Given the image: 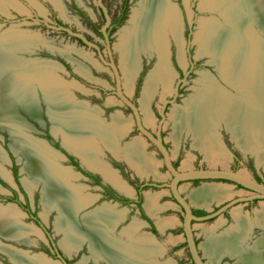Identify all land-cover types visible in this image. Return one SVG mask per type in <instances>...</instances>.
I'll return each instance as SVG.
<instances>
[{
    "label": "bare ground",
    "instance_id": "obj_1",
    "mask_svg": "<svg viewBox=\"0 0 264 264\" xmlns=\"http://www.w3.org/2000/svg\"><path fill=\"white\" fill-rule=\"evenodd\" d=\"M227 2L237 3L223 11V16L236 31L235 34L234 31L229 33L220 29L222 24L218 25V21L208 22L203 23L205 33L200 34L197 39L200 41V53L214 56L221 76L239 95L228 93L212 78L203 76L200 87L195 88L196 94L188 98L184 106L174 108L169 115L173 127L172 138L176 143L184 133L189 134L194 138L195 147L214 164H211L213 167L221 164L226 168L230 158L217 137L218 129L224 123L236 144L245 152L257 153L259 164L264 165V150L259 152L260 148H264V56L258 52L260 48L255 41L261 47L264 45L254 34V27L250 22L252 20H249L254 14L255 24L264 33V0H206L204 5L211 11H216ZM250 10L253 12L251 15ZM182 31L180 13L170 0H139L130 26L120 32L119 42L115 45V50L120 54V67L127 93H132L134 89L143 56L151 59L154 56L157 59L140 100L145 122L148 124H152L154 120L149 106L158 88L162 89L164 97L172 92L175 76L170 65L171 37L179 48V62L185 64ZM6 36L0 43V123L12 132L15 150H21L26 156V171L34 179L26 183V188L31 192L40 182L43 184L46 215L54 206L58 207L60 216L57 219V230L64 234L61 247L71 253L72 250H78L85 240H89L91 257L105 259L109 264H159L153 258L163 255L165 246L149 233L136 238L135 232L142 225L141 222H132L123 232L128 237L125 243L111 235L109 230L114 228L122 216L118 211L106 208L86 215L83 218L85 228L80 227L77 212L89 205L91 200L82 195L80 187L71 186L73 174L57 166V154L54 151L46 144L24 135L21 128L26 123L21 120L18 109L22 108L35 119L39 118L37 87H40L49 106L54 132L61 130L66 146L83 157L87 166L102 173L108 182L126 194L132 195L129 185L99 158L97 137L117 157L124 156L125 161L139 175L160 178L157 173L158 162L145 151V142L138 139L125 148L120 147V138L128 134L131 127L127 120L121 115H114L113 122L106 125L100 119L98 111L72 104L69 94H65L68 92L67 86L54 77L56 63L32 62L33 64L25 65L14 56L15 50L24 45L35 44L37 36L32 38L21 32ZM51 45L49 47L55 51V46L52 45V48ZM74 51L77 52L74 48L58 49L67 58ZM77 70L89 77L85 66L77 64ZM189 168L188 161L181 170H190ZM1 172L3 177L9 178L7 173L3 170ZM241 172L250 177L246 171ZM238 193L249 195L244 191ZM238 193L231 186L204 183L201 188L191 191L189 198L194 206H207L212 202L226 201ZM259 203L262 205L255 211L254 220L244 215L241 209L235 208V222L230 228L217 235L215 230L221 227L220 222L207 230V241L201 247L211 264H218L225 255L237 259L235 264H264V238L253 242V246L247 245L255 221V225L264 227V201ZM145 208L150 215L156 216L162 209L158 205V196L147 194ZM20 214L14 205L4 208L0 206V236L25 241L17 220ZM157 223L164 230L175 222L171 218H158ZM29 231L37 233L33 229ZM0 250H3L1 243ZM8 253L16 264H56L42 255L30 257L13 250ZM84 263L83 261L82 264Z\"/></svg>",
    "mask_w": 264,
    "mask_h": 264
},
{
    "label": "rangeland",
    "instance_id": "obj_2",
    "mask_svg": "<svg viewBox=\"0 0 264 264\" xmlns=\"http://www.w3.org/2000/svg\"><path fill=\"white\" fill-rule=\"evenodd\" d=\"M205 1L206 0H170L172 5H174L178 10V12L180 13L181 25L183 28L182 40L184 41L185 64L182 65L179 62L178 59L179 48L173 37H171L170 65L172 67L175 76L172 85V92L171 95H167L166 97H164L162 89L158 88L159 92L157 91L152 98L153 100L151 99L149 111L154 119L152 120L153 121L152 124H148L145 122V114L142 111L140 100L142 98V92L144 90L147 78L156 67L157 64L156 57L153 56L151 59L150 57L143 56L141 60L142 65L140 64L141 70L139 71L138 77L135 80L134 89L132 93H127L126 88L124 86L125 93L130 97V99H132V101H134V103L138 104V107H140L142 113V119L146 124L148 130L153 131L154 133L158 132L159 122L161 120L160 113H161V108L163 106V101L164 100L174 101L173 103L167 104V109L165 111L166 119L162 125V136L166 141L167 148L171 152L173 163L177 168L180 169H182L183 165H185V163L188 161L190 163L189 169H193V168L206 169L213 167L214 164L210 163L208 158H206V156L204 155V153L195 147L194 138L189 134L184 133L179 139V141L175 143V141L172 138V134H173V127L171 123L172 121L170 120L169 117L172 110L176 107L184 106L185 101L188 98H190L192 95L196 94L195 88L200 87V80L205 75L212 78V80H214L220 88L227 91L228 93H231L232 95H239V92L235 88H233L229 83H227L221 76L217 63L216 61H214L216 60L214 56L210 54L200 53L201 50L200 41H198L197 39L200 34L205 33L203 28V23H208V22H215V23L219 22L220 24L218 23V25L222 24L220 29L226 30L229 33L230 31L231 32L234 31L235 34L236 31L233 28H231L232 27L231 25L230 26L229 24L227 25L226 18L223 16L224 17L223 19L221 13L225 10V8L232 6V4L236 5L237 3L227 2L223 8L218 9V12H216L215 10L211 11L212 9L205 7L204 5ZM102 4L107 9V12L111 20L110 47L112 49V58L116 66H118L121 70L120 54L115 50V45L119 42L120 32L130 26V20L132 18L133 12L138 7L139 0H102ZM8 9L11 14L10 16L0 13V43L2 42V39L5 40V38H7L6 35L10 36V34L14 32L15 33L21 32L24 35L28 34V36H31L32 38L34 36H37L36 42H34L35 44L24 45L26 48L22 46L24 48L21 47L20 49L15 50L17 52L14 51L13 53L14 56H16V58H19L22 62H24L25 65L31 64L32 62L33 63L34 62L43 63L45 61L56 62L57 64L55 70H53L54 77L59 78L60 82H62L64 85L67 86L66 89L68 90V92L66 91L65 94H69L72 104L83 106L88 110L92 109L88 106V104L80 103L76 101L77 100L76 98H78L81 100V102L83 101L93 102L89 98V96H85L84 98L81 96H79L80 98L78 97L79 93L82 95V92L78 91L80 90V87L78 88V86L76 85L78 83L83 86H87V88L96 95L99 94L96 93V89H95V85L97 83L101 85H106V84L110 85L111 91H114L113 71L109 66L103 63V61L99 57L98 52L94 48H91L83 44L78 38L70 36L65 31H58V30L56 31L48 26V25L55 26V23L57 22L64 23V25L70 28L74 33L82 34L88 41L97 44L101 48V54L103 58L107 62H110L108 47L106 45L105 40L101 36V30L106 22V19L103 10L98 3V0H0V12H7L6 10ZM249 14L251 15L253 14V12L250 10ZM249 20L254 21V22L250 21L252 26L254 27L253 29L254 34L256 35V37H258L259 41L262 42L264 45V33L255 24L256 19L254 18V14L250 16ZM255 43L260 48L258 52H261L262 55L264 56V46L261 47V45L258 44L259 43L258 41H255ZM51 44L55 46V51L49 47V45ZM52 48L54 47L52 46ZM57 48L60 50L74 48V50H77V52H79V53L75 51L72 52L71 57L68 58L66 57V59L70 61V64H68L69 68L76 70L85 79L86 82L81 77L73 76L72 75L73 73H70L71 75H69L66 72V70L65 71L62 70V68L58 66L60 64L63 65L58 55L54 57L51 56V54H47L45 52V50H49L52 53L60 54ZM60 55L65 57L62 54ZM48 63L51 64V62ZM77 64H81L88 69L89 77L83 76V74H81L79 70H77ZM120 73L124 85L122 70ZM93 76H95V78L99 80H102V82L100 81L99 83V80L98 81L92 80ZM89 83L92 86H90ZM176 91H178V95L176 94ZM108 98H109L108 104L110 105L111 104L116 105L117 103H120V100L118 98L117 100L116 96L113 93H110L108 95ZM46 103L47 101L45 99V94L43 90L40 87L39 88L37 87V105L38 108L39 106H41L42 111H40L39 109V118L35 119L30 113H27L22 108H19L18 112L21 116V120L26 123V126L21 128V131L28 138L46 144V146H47V142H46L47 135L51 133L54 139L59 140L63 148L67 149L70 152L72 151L75 152L74 150L66 146L63 133L61 130H59L57 133L54 132L53 122L51 120L50 115L48 116L47 114V109L49 108V106ZM93 104L94 106H97L96 103L93 102ZM91 111H95V112L98 111L100 119L104 122V124L107 125L113 122L112 119L114 115L115 116L121 115L125 120H127L131 124V127L129 129L128 134L124 136V140H121L120 138L119 140L120 147L125 148L127 145L133 143V141L134 142L137 141L138 139L144 141L145 144L147 145L145 151L149 153L154 159H156V162H158L157 173L160 175V178H156L155 176L153 177V175L143 177L139 175V173L136 170L138 174L137 175L136 172L131 171V169L125 164L124 156L117 157L115 154L111 153L115 157L113 158L107 152L109 148H107L108 150L106 151L105 148L106 146L102 144L99 137H97V141L99 142V149L97 152L99 154V158L102 161H104V163L105 161H107L110 164H113L115 166L114 167L115 169H122L123 172L125 171L124 172L125 180H129L130 182L132 181L139 185L141 183H145L147 181H152V180L163 184H167L171 182V177L169 176V172L167 171V168L164 165L160 151L150 141H147L146 138L137 130L132 113L130 109L127 108L126 105L113 107V109L110 110L111 111L110 114H112L111 115L112 118L108 123L103 120L101 116L102 112L101 110H99V108H94ZM0 125L2 126L0 127V153L2 154V156L0 157V169H1L0 177L7 183L13 185V187L17 188L16 184L13 182V178L15 175L14 173L15 171H17V173L19 174L18 175L19 180L21 181L25 190L29 193V196L31 197L33 209H35L41 217L43 215V217L46 218V216L49 213L46 215V210L44 208L43 185L40 182L37 185L39 188L37 187L35 191L33 189L31 192L26 188V183L29 181L32 182L34 180L33 177L30 176L26 171V156L21 150L19 152L15 150L13 145L14 141L12 137V132L10 131V129H8L2 123H0ZM218 131L219 134L217 137L219 138L225 153L230 158L225 167L227 169H231L234 171H246L250 175V177L254 179L261 178L262 180H264V165L259 164L257 153L243 151L233 140L232 133L224 123L219 127ZM102 148H104L105 150L103 151ZM11 149H13L15 153ZM263 150L264 148L263 149L260 148L259 152ZM55 159L57 166H59L62 169L63 167L68 168L70 166L67 165V162L63 161L62 157L59 156L58 154ZM221 166L223 167V165L221 164H216L215 167L220 168ZM2 170L3 172L7 173L9 179L3 177V174L1 172ZM10 175L12 177H10ZM102 176L104 177L103 174ZM119 177L121 180L127 183V181L122 179L120 175ZM73 178H77V176L73 175L71 179ZM71 179H70V184L72 186ZM104 180L107 183L114 186L112 183L108 182L105 179V177ZM204 183L224 184L227 186H231L236 193L244 191L243 189L238 188L236 185L232 183L200 181V182L183 183L181 186L183 195L188 200H190L189 198L190 192L194 191V189L201 188L202 186H204ZM76 185L78 187L84 186L80 184V182L78 181L76 182ZM85 185L88 186L89 184H85ZM129 187L132 190L131 191L132 195L131 194L128 195L133 196L134 195L133 188L131 185H129ZM87 191L90 193L92 192V190L89 189ZM143 192L145 195L144 207L147 202V194L151 196H158V205L162 209L159 211V213L156 214V216L151 215L156 220L157 226H158L157 223L158 218H162V219L171 218L175 222L174 224H172V226L166 227V228H170L174 226L175 228L167 229L166 234L159 236L157 240L154 238L158 243L165 246V252L163 253V255L155 256L156 258L154 257L153 259H155L159 264H193L191 254L189 252L187 243L184 239L183 212L181 211L180 208L176 206L174 200L170 196L169 189L166 187L165 188L161 187L156 190L144 189ZM243 195L246 194L240 195L238 193L232 198L227 199L226 201L220 203H213L210 208L203 206H195V207H198L196 209L206 208L210 210V212H215L219 210V208L222 207L224 204L230 201H234L235 199ZM1 197L4 198L13 197L12 193H10L9 191L5 192L4 188L2 187L0 188V206L3 208L10 205L16 206L15 204L10 203V201L8 200L2 199ZM20 197L22 201L25 202V199L23 198L21 193H20ZM36 200L38 202V205L37 208L36 207L34 208V201ZM7 203L10 204L7 205ZM261 205L262 203H260L259 205V202L258 203L253 202L250 205L240 203L234 208H232L230 210V213L233 214L234 212L233 209H235L236 207H241L243 210L242 213L244 215H247L251 220H254L255 211L258 208H260ZM56 210H58V207ZM57 213L52 215L51 219L53 221L55 217L60 216ZM250 214L251 215L254 214V215L251 217ZM23 215L24 213L22 212L18 216L17 220L20 222V225H22L24 228L25 225H23L21 221L27 224H32V223L28 221L27 218H24ZM137 218L139 219L137 215H133L131 217L130 223L132 224V221L141 222L137 220ZM220 222H222L221 227L215 230V233L217 235L223 233L225 230L230 228L232 224H234L235 219L233 220L230 219L228 215L220 214L208 221H204L201 223H194L195 225L194 233L197 238V243L200 246V252L206 264H211V261L208 255H205V252L201 246L207 241L206 240L207 230L211 227H214ZM255 224L253 225L251 232L252 234H250V239L247 241V245L250 246H253V242H255L256 240L264 238V227H259ZM26 227L33 228L34 226H26ZM141 227L142 225L135 232L136 238L145 234L144 232H146V231L139 232ZM158 228L160 229L159 226ZM35 229L37 228L34 227V231H36ZM57 229L58 228L56 225V230ZM160 231L163 230L160 229ZM34 233L36 232H31V233L23 232V236L25 239V241L23 242L6 239L0 236V243L3 246L11 248L13 251H20L23 254L25 253V255H28L30 257L42 255L44 256L45 259L47 258L48 261H52L56 264H61L60 262L54 261L53 259H50L46 257L45 254H43L44 253L43 247H45V244L39 241L37 237L34 236ZM63 238H64V234L61 238L58 239L59 241L57 240V243L58 242L60 243ZM30 240L33 243L29 245L28 243H30ZM1 251L2 250H0V264H16L8 252H4L8 254L5 255L2 254ZM73 251L75 250H72L71 253ZM71 253L65 251V255L69 256L70 258H72ZM99 259H95L94 257H91V253L87 254L86 252H84L83 254H77L71 260H72V264H82L83 261L85 262L84 264H109L107 260L102 258L100 260ZM236 261L237 259H233L232 257L225 255L222 258H220L218 264H235Z\"/></svg>",
    "mask_w": 264,
    "mask_h": 264
},
{
    "label": "flooded vegetation",
    "instance_id": "obj_3",
    "mask_svg": "<svg viewBox=\"0 0 264 264\" xmlns=\"http://www.w3.org/2000/svg\"><path fill=\"white\" fill-rule=\"evenodd\" d=\"M55 26H57V27L64 26V27L68 28L67 26L64 25V23H60V22L55 23ZM108 32H109V34L111 33V28H109ZM101 36H102V33H101ZM103 39H104V37H103ZM45 52L47 54H51V56H54V57H56L58 55L59 59L63 63V65L60 64L58 66L60 68H62V70H64V71L66 70V72L69 75H71L70 73H73L72 74L73 76L81 77L85 81V79L81 75H78L75 73V70L69 68L68 64H70V61H68V59H66V57H63L60 54L54 55L49 50H45ZM45 62H53V61H45ZM53 63H56V62H53ZM100 81L102 82V80H99V83H100ZM104 84H105V82H104ZM78 85L83 86L79 83H78ZM85 85H87V84H85ZM89 85L92 86L90 83H89ZM84 87L86 88L85 90L89 91L87 86H84ZM110 87L111 86L107 85V84L101 85V84L97 83L95 85V89H96V93H99V94L96 95V94L91 92L92 94H91V96H89V98L94 103H96V105H97V106H94L93 102H89L90 103L89 107L92 109L99 108V110H101V112H102L101 116H102L103 120L107 123L112 118V116H111L112 114H110V112H111L110 110L113 109V107L117 106V104L116 105L108 104V102H109L108 101V99H109L108 95L110 93H113L115 95V93H114V91H116L115 80H113L114 91H111ZM78 91H80V90H78ZM79 96H81L83 98L85 97L84 95H81L80 93H79L78 97ZM110 97H112V96H110ZM76 99H77L76 101L83 103V102H81L80 99H78V98H76ZM121 140H124V137ZM46 142H47V146H49L53 151H55V153H57L59 156H61L62 160L67 162V165H70L68 168L63 167V169H68L70 172L73 173V175L77 176V178L71 179L72 186L78 187L76 185V182L77 181L80 182V184L84 185V186H79L83 189L82 195L87 196L91 200V203L89 205H87L86 207L84 206L85 208L83 207L82 209H79V211L77 212V221H78L81 228H83V229L85 228L84 224H83V218L86 215L95 214L103 208L112 209V210L119 211L122 213V216H121L119 222L114 226V228L112 230H109V232L111 233V235H113V237H115L116 240L123 241L124 243L128 241V237L126 235H124L123 232L130 226L131 217L133 215H137L139 217V219L137 218V220H139L143 223L139 232L146 231L144 233H150L151 236H153L156 240L159 236L165 235L167 229L175 228L173 226L170 228H166L164 231H160V229L158 228V226L156 224V220L145 210V207H144V203H145V195L143 192L144 189L156 190V189L161 188V185L163 183H158V182H155L154 180L148 181V184H146V182H145V183H141L140 185L136 184L132 181L130 182L129 180L124 179V172L125 171L123 172L122 169H115L114 168L115 166L113 164H110L109 162L105 161V163L111 169L115 170L121 176L122 179L127 181V183L132 186L133 191H134V195L130 196L128 194H125V193L119 191L118 189H116L111 184L107 183L104 180V177L102 176V174L98 171H95V170L89 168L80 155H78L77 153H75L73 151L70 152L67 149L63 148L61 146V143L59 142V140L54 139V137L51 135V133H49L47 135ZM102 149H103V151L105 150L104 148H102ZM107 150L108 149L106 148V151ZM107 152L109 153V155H111L113 158H115L112 155L113 153L110 150H108ZM124 162L131 169V171L136 172V170L134 168H132V166L128 162H126V161H124ZM174 166H175V164H174ZM14 174L15 175L13 178V182L16 184L17 188L13 187V185H11V184L7 183L6 181H4L3 179H1V177H0V188L2 187V188H4L5 192L9 191L10 193L13 194V197H5V198L1 197V198L4 200L10 201V203H12V204H15L19 208V210L24 213L23 217L27 218L28 221H30L32 223V224H27V223H24L23 221H21L22 224L25 225V227L23 228V226L21 225L22 229L21 228H19V229L24 233L25 232L30 233L29 229L34 230V227L37 228V229H35L37 231V233H34V236L37 237V239L39 241L43 242V244H45V247H43V250H44L43 254H45L46 257L53 259L54 261L60 262L61 264H72L71 259L74 256H76L77 254H83L84 252L89 254L90 253V242H89V240H85L81 244V246L78 250H75L71 253L72 258L65 255L64 249L61 247L59 242L57 243V240L63 236L62 232L59 233V231L56 230V222H57V219L59 217H55L54 221L51 219L52 215L56 214L57 212H58L57 214L60 215L59 210H56L57 207H54L49 212V214L46 216V218H44L43 215L41 217L38 214V212L35 209H33L31 197L29 196V193L25 190L24 186L22 185L21 181L19 180V177H18L19 174L17 173V171H15ZM136 174H137V172H136ZM10 177H12V176L10 175ZM254 180L259 182V183L264 184V180H262L261 178L260 179L256 178ZM195 182H200V181H195ZM223 182H226V181H223ZM84 183L89 184V185L86 186ZM226 183H232V182H226ZM232 184L236 185L240 189H243L244 191H246V193H249V195H243L240 197H248V196L253 194L251 191L242 188L240 185H237L235 183H232ZM37 187L38 186H36L34 188V191L36 190ZM88 189L92 190V192L91 193L88 192L87 191ZM20 193L22 194L23 198L25 199V202L22 201V199L20 197ZM43 196H44V194H43ZM170 196L174 200L176 206L178 208H180V206L177 204V202L174 199V197L172 196V194H170ZM240 197H238V198H240ZM230 202H228V203H230ZM253 202L258 203L259 200L243 202V204L250 205ZM10 203H7V205ZM228 203L224 204L222 207H224ZM238 204H240V203H238ZM238 204H236L235 206H237ZM37 205H38V202L36 200V201H34V208L35 207L37 208ZM10 206H7V207H10ZM235 206L229 208L223 214L228 215L230 217V219L234 220V216H233V214L230 213V210L232 208H234ZM222 207H220L219 209H221ZM180 209L182 211V208H180ZM197 210H203V211L207 212L208 214L210 213V212L206 211L205 209H196L195 208L193 210V213L195 216H197L196 215ZM211 213H213V212H211ZM253 215L254 214H252L251 217ZM197 217H202V216H197ZM26 226H34V227L29 228ZM27 229H28V231H27ZM83 229H81V230H83ZM184 239H185V237H184ZM28 242H29V240H28ZM32 243L33 242L30 240V243H28V244L30 245ZM11 250H12L11 248L3 246V250H2L3 252L1 251V253L8 255L7 253H4V252L5 251L9 252ZM17 252L22 253L20 251H17Z\"/></svg>",
    "mask_w": 264,
    "mask_h": 264
},
{
    "label": "water",
    "instance_id": "obj_4",
    "mask_svg": "<svg viewBox=\"0 0 264 264\" xmlns=\"http://www.w3.org/2000/svg\"><path fill=\"white\" fill-rule=\"evenodd\" d=\"M98 3L101 6L105 19H106V22L101 30V33L108 47V54H109L110 62H107L103 58L101 54V48L97 44L88 41L82 34L74 33L70 28H66L64 26H60V27L52 26V25H48V26L53 28L56 31L57 30L65 31L70 36L78 38L85 45L91 48H94L98 52L99 57L103 61V63L112 69L114 80L116 82V91H114V93L116 95V99L118 98L120 100V103H117V106L126 105L127 108L131 110L134 123L138 131L146 138L147 141H150L160 151L162 158H163V162L167 168V171L169 172V176L171 177V182L167 184H162L161 187L168 188L170 191V194H172L177 204L180 206V208H182L184 237H185V241L187 243L189 252L191 254L193 263L194 264H206L200 252V246L197 244V238L194 233V228H195L194 223H201L204 221H208L220 214H223L226 210L235 206L238 203H243V202H248V201H253V200H259V202L264 201V184L255 181L253 178L249 176H246L241 171H234L231 169H226L222 166L220 168L210 167L206 169L193 168V169L185 170V171H182L180 168H176L174 166L171 152L167 148L166 141L162 136V125L166 119L165 111L167 109V104L173 103L174 101H169V100L163 101V106L161 108V113H160L161 120L159 122L158 132L154 133L153 131L148 130L146 124L144 123L142 119V113H141L140 107H138V104L134 103L132 99H130V97L124 91V85H123L121 73H120L121 70L118 66H116L112 58V49L110 47V34L108 32L110 28V23H111L110 16L107 12V9L103 6L102 0H98ZM6 11L7 12H0V13L10 16L11 14H10L9 9ZM216 12H218V10H216ZM221 14H222V18L224 19L223 12ZM228 24L229 23H227V25ZM53 54L56 55L55 53ZM75 72L76 74L80 75L76 70ZM92 80L98 81L99 79L93 76ZM77 86L78 88L80 87V91L82 92V95L91 96L92 93L90 90L89 91L85 90L86 88L84 86H80L78 84ZM176 94L178 95V91H176ZM83 103L88 104V106L90 104L87 101H83ZM39 109L40 111H42L41 106H39ZM47 114L49 116L48 109H47ZM0 127L2 126L0 125ZM11 150L14 152L13 149ZM195 181L232 182L237 185H240L244 189L251 191L253 194L248 197H240L234 201H231L230 203H228L227 205H225L224 207H222L221 209L213 213H211L210 210L205 209L206 211L210 213L206 216L197 217L193 213V210L196 207L192 205L190 200H188L183 195L182 190H181V186L183 183L195 182ZM146 184H148V181L146 182Z\"/></svg>",
    "mask_w": 264,
    "mask_h": 264
},
{
    "label": "trees",
    "instance_id": "obj_5",
    "mask_svg": "<svg viewBox=\"0 0 264 264\" xmlns=\"http://www.w3.org/2000/svg\"><path fill=\"white\" fill-rule=\"evenodd\" d=\"M196 215L197 216H206V215H208V213L203 211V210H197Z\"/></svg>",
    "mask_w": 264,
    "mask_h": 264
},
{
    "label": "crops",
    "instance_id": "obj_6",
    "mask_svg": "<svg viewBox=\"0 0 264 264\" xmlns=\"http://www.w3.org/2000/svg\"><path fill=\"white\" fill-rule=\"evenodd\" d=\"M214 202H212L211 204H209V205H204L203 207H207V208H210L211 206L210 205H212ZM215 203H217V202H215ZM259 205H260V203H259ZM196 206H201V205H196ZM209 206V207H208ZM196 208H198V207H196ZM236 208H239V209H241L242 210V208L241 207H236ZM204 209H206V208H204ZM234 210V209H233ZM243 212V211H242Z\"/></svg>",
    "mask_w": 264,
    "mask_h": 264
}]
</instances>
